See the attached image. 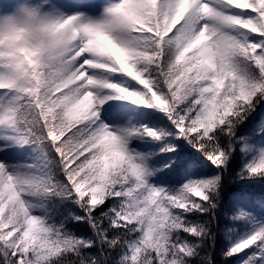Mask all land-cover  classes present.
I'll use <instances>...</instances> for the list:
<instances>
[{
	"label": "snow or ice",
	"instance_id": "6c2138e0",
	"mask_svg": "<svg viewBox=\"0 0 264 264\" xmlns=\"http://www.w3.org/2000/svg\"><path fill=\"white\" fill-rule=\"evenodd\" d=\"M100 8L0 17V264H191L210 234L192 214L214 222L226 181L264 180V0ZM234 200V220L264 208Z\"/></svg>",
	"mask_w": 264,
	"mask_h": 264
},
{
	"label": "trees",
	"instance_id": "16d2710c",
	"mask_svg": "<svg viewBox=\"0 0 264 264\" xmlns=\"http://www.w3.org/2000/svg\"><path fill=\"white\" fill-rule=\"evenodd\" d=\"M13 1V0H11ZM260 119V115L256 116V120ZM74 131V129H73ZM69 135L71 132L68 133ZM194 151V150H193ZM238 170L237 164H233V171ZM247 196L253 199L264 200V180H236L234 182L225 183L223 198L221 201V208L216 212L215 221L212 222L211 214L203 216L199 214H192L190 217L196 221H208L209 235L204 238L199 249V254L193 257L191 264H244L253 252L260 253L264 251L261 248L260 242L250 249H246L237 255H226L230 248L233 247L240 240L248 237V233L252 230L255 223V217L260 212L264 211L259 205L253 203H242L240 206L249 211L255 207L252 216L249 220H234L231 215L236 208L235 197ZM106 210V209H105ZM100 209H97L94 215L99 216ZM227 212V214H226ZM78 214H83L78 212ZM77 234L83 233L85 235H92V229L87 222L70 225ZM189 239L194 240V237L188 236ZM119 258L118 256L116 257ZM264 259L255 261V264H262Z\"/></svg>",
	"mask_w": 264,
	"mask_h": 264
},
{
	"label": "rangeland",
	"instance_id": "374dc122",
	"mask_svg": "<svg viewBox=\"0 0 264 264\" xmlns=\"http://www.w3.org/2000/svg\"><path fill=\"white\" fill-rule=\"evenodd\" d=\"M26 2H31V3H36L37 0H0V17H3L5 15H11V14H15V10L16 8L21 5L24 4ZM109 2V0H98V3L101 4V8H100V12L97 13V15H101L103 13V6ZM2 9V11H1ZM264 228V211L260 212L259 215H257L255 217V223L252 227V230L250 231V233H248L250 236L251 234H253L255 231ZM264 264V260L263 263Z\"/></svg>",
	"mask_w": 264,
	"mask_h": 264
}]
</instances>
